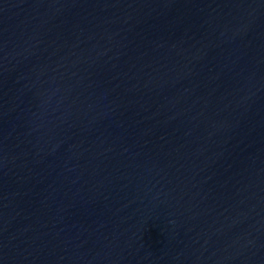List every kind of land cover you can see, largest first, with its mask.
I'll use <instances>...</instances> for the list:
<instances>
[{"label":"water","instance_id":"1","mask_svg":"<svg viewBox=\"0 0 264 264\" xmlns=\"http://www.w3.org/2000/svg\"><path fill=\"white\" fill-rule=\"evenodd\" d=\"M0 264H264V0H0Z\"/></svg>","mask_w":264,"mask_h":264}]
</instances>
